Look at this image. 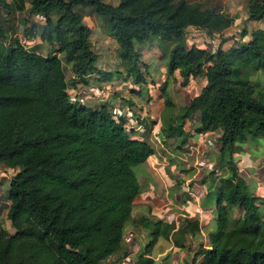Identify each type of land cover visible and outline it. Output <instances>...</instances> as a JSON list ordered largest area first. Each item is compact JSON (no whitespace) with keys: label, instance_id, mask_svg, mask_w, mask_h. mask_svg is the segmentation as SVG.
<instances>
[{"label":"trees","instance_id":"obj_1","mask_svg":"<svg viewBox=\"0 0 264 264\" xmlns=\"http://www.w3.org/2000/svg\"><path fill=\"white\" fill-rule=\"evenodd\" d=\"M0 5L9 13L27 10L44 18L24 35L49 49L41 54L42 46L28 49L19 40L7 46L0 30V169L19 170L9 188L8 219L16 233L4 228L0 212V264H112L111 258L131 254L125 240L131 224L152 236L135 264H154L151 247L160 237L170 238V223L134 216L142 192L135 169L155 155L151 142L134 137L128 118H115L110 104L86 105L69 91L90 87L97 71L88 10L116 39L136 84L146 83L136 45L156 39L175 43L167 72L180 76L182 88L206 79L200 94L176 114L177 124L171 115L172 124L161 127L166 139L179 140V149L190 142L185 121L196 115V137L220 133L223 173L214 174L209 196L217 205L214 230L188 264H264V199L234 160L238 144L264 139V87L252 81L264 73V27L256 26L250 42L213 53L189 47L188 33L213 37L229 30L235 19L222 0H120L117 6L102 0H0ZM248 15L255 24L264 22V0H251ZM61 55L71 67V84ZM166 87L164 111L173 112ZM180 230L197 236L201 224L185 220Z\"/></svg>","mask_w":264,"mask_h":264},{"label":"rangeland","instance_id":"obj_2","mask_svg":"<svg viewBox=\"0 0 264 264\" xmlns=\"http://www.w3.org/2000/svg\"><path fill=\"white\" fill-rule=\"evenodd\" d=\"M102 1L113 6L120 3V0ZM222 1L226 12L235 19L234 25L224 34L213 37L191 29L188 33L189 47L196 45L213 53L220 48L228 51L242 43L250 42L256 26L264 27V22L255 24L249 18L251 0ZM93 16L92 10H88L85 21L93 31L91 39L94 51L98 54L97 71L90 76V87H82L78 91L71 88L69 91L73 97L77 95L75 98L86 105L97 107L101 103L110 104L115 118L121 115L128 118V131H134V137L146 138L151 142L155 148L153 157H156V160L150 162L148 160L147 166L135 169L141 187L146 190L145 199L140 200L136 206V213L139 217L146 212L149 219L170 223L171 231H169V239L160 237L154 243L150 249V258L153 259L154 264L191 263L195 253L200 247L206 248L209 241L206 233L203 232L197 236L183 233L180 230L181 222L191 219V212L195 211L194 207L196 206L197 209V204L194 207L193 204L191 207L189 205L190 202L192 203L191 197L195 199L194 187H210L214 184L213 181H216L214 174L223 173L219 165L220 133H208L196 137L194 134L199 119L196 115L192 120L185 121L184 131L190 135L191 141L186 147L179 149L177 148L179 140L166 139L161 127L164 123L172 124V121H169L171 115H174L173 124H177L179 120L175 119L176 114L200 94L206 85V79L202 77L193 79L188 87L182 88L180 76L178 74L171 76L167 72L169 51L175 43L156 39L151 43L136 45V49L141 53L139 69L146 82L136 84L129 71L131 63L124 62L119 57V45L116 39L112 34H105L97 26ZM43 20L44 18L30 15L27 10L22 13L13 10L9 13L0 5V30L6 33L7 37L3 41L7 46L19 40L28 49L42 46L40 53L47 54L49 49L42 45L40 40L30 41L24 35L25 30ZM61 59L67 81L71 84L74 79L71 67L66 62L65 56L61 55ZM252 81L257 88L264 87V73L258 72ZM165 86L175 106L173 112L164 111L165 98L162 89ZM167 121L169 122L166 123ZM234 160L243 172L240 173L241 176L255 192L258 188H264V139L251 138L246 144H238ZM18 172V169H0V212L4 228L11 234L16 231L8 219L9 188L10 182ZM154 197L157 199L156 206L152 203ZM147 202L152 206L146 204ZM176 221L181 223L180 227H177ZM151 238L148 231L129 225L125 240L132 258L120 261L115 257L111 263L135 264L137 253L148 249ZM176 243L185 244L187 249L177 247Z\"/></svg>","mask_w":264,"mask_h":264},{"label":"crops","instance_id":"obj_3","mask_svg":"<svg viewBox=\"0 0 264 264\" xmlns=\"http://www.w3.org/2000/svg\"><path fill=\"white\" fill-rule=\"evenodd\" d=\"M211 134V133H210ZM191 141V140H190ZM192 144H194V142L192 141ZM156 160V157H151L150 159H149V162L151 161V160ZM148 162V161H147ZM149 163H145L143 166H147ZM240 173H243L241 170H240ZM211 186H212V184H211ZM210 186V187H211ZM210 187H194V196H195V199H193L192 197H191V201H192V203L187 199V201H189L190 202V207L192 206V204H193V207L195 206V204H197V209H196V206L194 207V209L193 210H195V211H192L191 213V219H188L189 221H195V220H198L199 222H200V224H201V233L203 232V233H206V235H207V237H208V241H209V233L211 232V231H213L214 230V221H215V218H216V214H217V205L216 204H214V203H212V202H210L209 201V196H210V194H211V188ZM142 188V187H141ZM146 191V190H145ZM145 191L143 190V188H142V192H141V194L138 196V198H137V200H136V206L139 204V202H140V200H142V199H145V197H144V194H146L145 193ZM187 192V191H186ZM197 193V194H196ZM256 194L258 195V196H260L261 198H263L264 199V188L263 187H261V188H258L257 189V191H256ZM201 195V196H200ZM155 197H156V195H154ZM198 196H200L199 198H198ZM155 197L153 198V201H152V203L156 206L157 204L155 203L156 202V200L157 199H155ZM200 200V201H197V200ZM201 200H202V203H200L201 202ZM146 204H149L150 206H152V204L150 203V202H147ZM136 206H135V210H134V216L135 217H137V219H139V218H149L148 216H147V214H146V212L145 213H143V215H140L139 217L137 216V213H136ZM202 207V208H201ZM146 208V210H147V207H145ZM147 213H148V211H147ZM197 216V217H196ZM179 218V217H178ZM173 220H174V218H172ZM175 220H177V219H175ZM182 221V220H181ZM175 222V221H174ZM181 223H183V222H181ZM180 222H178V221H176V225H177V227H180V224H181ZM139 253H140V251L137 253V255H139ZM116 257H118V256H116ZM137 257V256H136ZM136 257H135V259H136ZM115 257H113V258H111V260L112 259H114ZM119 258V257H118ZM128 258H132V256L130 257H128ZM128 258H126V259H128ZM126 259H124V260H126ZM134 259V260H135ZM110 260V261H111Z\"/></svg>","mask_w":264,"mask_h":264}]
</instances>
